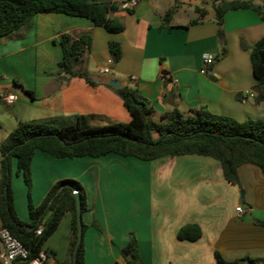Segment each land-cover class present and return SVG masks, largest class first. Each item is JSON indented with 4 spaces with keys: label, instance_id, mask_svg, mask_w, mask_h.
<instances>
[{
    "label": "crops",
    "instance_id": "obj_1",
    "mask_svg": "<svg viewBox=\"0 0 264 264\" xmlns=\"http://www.w3.org/2000/svg\"><path fill=\"white\" fill-rule=\"evenodd\" d=\"M110 1L119 7L109 16L123 23L121 33H109L84 17L39 13L0 39V94L17 97L12 106L0 99V144L19 121L86 115L91 125L130 122L119 88L109 84L112 80L120 88L137 89L160 119L174 108L187 113L204 107L238 122L264 121V101H257L261 88L251 63L253 47L264 38V20L255 10L230 11L218 24L212 0H139L132 11L124 7L127 0ZM172 8L169 25H163ZM196 8L206 15L193 24L199 18ZM63 33L91 36L80 68L95 84L81 77L57 79L63 53L55 40ZM110 42L121 46L116 63L111 61ZM223 47L226 54L218 58ZM206 54L215 63L203 74ZM31 171L35 206L61 180L84 185L86 264H126L122 251L131 235L142 264H219L216 252L228 262L264 264V173L254 164L239 167L240 185L225 179L218 160L196 154L143 161L114 153L58 159L36 151ZM14 172L15 161L14 208L28 223V190ZM238 206L244 209L241 216ZM188 224L201 228L198 240L178 238ZM71 239L67 214L43 247L49 255L46 264H58L61 249L63 264H72Z\"/></svg>",
    "mask_w": 264,
    "mask_h": 264
},
{
    "label": "trees",
    "instance_id": "obj_2",
    "mask_svg": "<svg viewBox=\"0 0 264 264\" xmlns=\"http://www.w3.org/2000/svg\"><path fill=\"white\" fill-rule=\"evenodd\" d=\"M214 17L223 24L224 16L230 11L246 8L255 10L264 20V0H212ZM119 7L110 0H0V39L29 23L39 13H62L88 18L109 33H121L124 25L109 15ZM132 11V10H130ZM202 20L206 11L196 8ZM175 8L169 10L163 25H169ZM62 48L63 57L56 73L58 80L68 81L81 77L95 84L87 72L81 70L91 46L89 35L74 38L60 34L55 40ZM111 61L121 58V46L109 43ZM226 54L223 47L218 58ZM253 73L260 91L257 101H264V38L255 44L251 52ZM131 115L128 123L91 125L90 116H56L31 121H19L16 128L0 144V224L7 228L30 251L31 258L37 256L45 243L55 233L67 214L71 215V243L69 259L73 262V250L77 241L78 222L74 192L81 198L82 215L88 210L84 187L73 179L57 182L46 195L40 206L32 203L31 163L36 151L58 159L98 158L114 153L124 157H135L143 161H154L163 157L201 155L214 158L221 163L225 179L240 185L239 167L254 164L264 173V121L238 122L233 118L217 115L204 107L187 113L174 108L163 114L160 121H150L153 107L139 95L137 89L121 87L116 90ZM33 95L31 92H26ZM15 173L23 177L28 189L30 222H23L14 208L12 190L13 162ZM94 226L99 228L98 223ZM42 227L41 235L36 231ZM87 225L82 220L83 238L77 251L75 264H86L84 233ZM202 235L197 224H188L178 232L181 240L196 241ZM126 264H142L137 240L130 236L126 247ZM219 264L228 262L219 252L215 253Z\"/></svg>",
    "mask_w": 264,
    "mask_h": 264
},
{
    "label": "built area",
    "instance_id": "obj_3",
    "mask_svg": "<svg viewBox=\"0 0 264 264\" xmlns=\"http://www.w3.org/2000/svg\"><path fill=\"white\" fill-rule=\"evenodd\" d=\"M139 0H127L124 7L133 10L138 5ZM204 68L201 73H206L207 68L215 63L212 55L206 54L203 58ZM109 68H104V73H109ZM0 99L7 105L12 106L17 101V97L10 93L0 94ZM239 216L244 213L242 206L236 208ZM42 227L36 231L37 235H41ZM48 253L42 250L37 256L31 258L28 248L16 238L7 228L0 227V264H46Z\"/></svg>",
    "mask_w": 264,
    "mask_h": 264
},
{
    "label": "water",
    "instance_id": "obj_4",
    "mask_svg": "<svg viewBox=\"0 0 264 264\" xmlns=\"http://www.w3.org/2000/svg\"><path fill=\"white\" fill-rule=\"evenodd\" d=\"M109 84L115 88H120L121 84L117 81H110ZM243 195V192L241 193ZM75 200H76V210H77V222H78V234H77V241L73 250V262L76 263L77 260V251L80 247L82 238H83V230H82V208H81V198L79 192L76 190L74 192ZM123 255L125 257L128 256V252L123 250Z\"/></svg>",
    "mask_w": 264,
    "mask_h": 264
},
{
    "label": "rangeland",
    "instance_id": "obj_5",
    "mask_svg": "<svg viewBox=\"0 0 264 264\" xmlns=\"http://www.w3.org/2000/svg\"><path fill=\"white\" fill-rule=\"evenodd\" d=\"M198 17H200L199 15H198ZM148 119L150 120V121H160V118H157L156 116H154V115H149V117H148ZM14 130V129H13ZM12 130V131H13ZM0 158H1V152H0ZM14 177H16V174H15V172H14ZM74 180V179H73ZM75 181H78V180H75ZM83 187H84V185L80 182V181H78ZM27 187V186H26ZM84 189H85V187H84ZM12 190H13V186H12ZM28 190V189H27ZM86 191V190H85ZM13 197H14V193H13ZM27 200H28V191H27ZM32 203H33V200H32ZM34 205V204H33ZM60 245H61V243H59ZM58 257H57V260H58V264H63V258H64V253H63V250L61 249V250H58Z\"/></svg>",
    "mask_w": 264,
    "mask_h": 264
}]
</instances>
